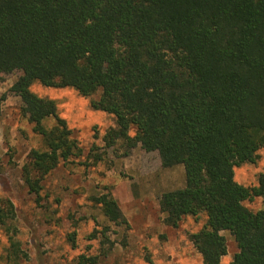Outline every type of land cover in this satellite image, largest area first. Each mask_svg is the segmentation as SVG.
<instances>
[{
    "label": "trees",
    "instance_id": "16d2710c",
    "mask_svg": "<svg viewBox=\"0 0 264 264\" xmlns=\"http://www.w3.org/2000/svg\"><path fill=\"white\" fill-rule=\"evenodd\" d=\"M3 76L16 77L7 92L20 99V114L45 147L32 149L23 167L30 193L39 194L60 162L82 155L56 103L31 85L84 98L100 91L90 106L115 121L106 148L139 144L158 154L162 168H183L184 185L159 197L162 223L176 228L185 216L204 214L189 235L202 264H222L221 232L237 248L227 264H264V172L249 186L234 175L264 151V0H0ZM50 117L55 123L46 128ZM256 199L263 203L256 211L243 205ZM93 201L108 222L128 228L111 193ZM14 218L13 203L0 197V232L16 259ZM69 241L75 246L74 234Z\"/></svg>",
    "mask_w": 264,
    "mask_h": 264
},
{
    "label": "rangeland",
    "instance_id": "374dc122",
    "mask_svg": "<svg viewBox=\"0 0 264 264\" xmlns=\"http://www.w3.org/2000/svg\"><path fill=\"white\" fill-rule=\"evenodd\" d=\"M15 79L3 76L0 80V197L10 199L15 208L11 231L14 228L18 253L14 259L0 232V264H80V255L98 256L96 264H202L189 235L202 227L204 214L185 216L178 227L171 228L162 223L158 209L163 192L184 185L182 166L162 168L158 154L143 152L139 144L127 148L118 142L106 148L103 136L115 121L91 108L90 101L97 100L100 91L84 98L71 88L31 85L37 96L56 103L57 115L72 129L82 155L60 162L40 182L39 194L30 193L23 167L32 149L45 147L20 114V99L7 92ZM54 123L52 117L43 121L46 128ZM96 156L101 160L96 161ZM260 172H264V151L258 152L255 164L235 168V180L255 185ZM107 192L117 201L128 228L108 222L93 201ZM243 205L256 211L263 203L256 199ZM104 229L109 243L103 245L100 233ZM72 234L75 246L69 241ZM221 234L227 243L221 262L227 264L237 248L227 232ZM103 247H110L106 257L100 255Z\"/></svg>",
    "mask_w": 264,
    "mask_h": 264
}]
</instances>
